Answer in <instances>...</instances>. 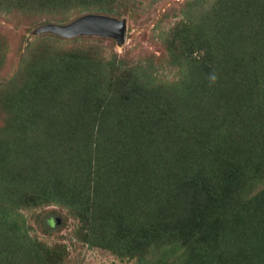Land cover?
<instances>
[{
	"label": "trees",
	"instance_id": "trees-1",
	"mask_svg": "<svg viewBox=\"0 0 264 264\" xmlns=\"http://www.w3.org/2000/svg\"><path fill=\"white\" fill-rule=\"evenodd\" d=\"M120 3L0 9L119 16ZM190 15L199 67L171 91L33 41L6 76L0 42V264L51 263L7 217L45 200L88 246L134 264H264V0H198Z\"/></svg>",
	"mask_w": 264,
	"mask_h": 264
},
{
	"label": "rangeland",
	"instance_id": "rangeland-1",
	"mask_svg": "<svg viewBox=\"0 0 264 264\" xmlns=\"http://www.w3.org/2000/svg\"><path fill=\"white\" fill-rule=\"evenodd\" d=\"M213 1L216 0H212V3ZM111 2L112 0H104L107 6L111 5ZM197 3L198 0H121L118 9L122 14L119 16L94 10L80 11L78 8H70L59 14L44 10L36 12L31 6L30 9H0V42L4 43L7 54V64L1 72L6 76L11 74L20 57L26 56L28 44L33 41L34 44L47 43L51 46L50 49L71 50L76 57L84 53L106 62H113L119 65L118 72H121L122 82L131 78L142 81L150 77L171 91L177 84L186 80L187 74L196 73L199 67L196 61L198 52L192 43L196 39L193 30L188 27L193 21L197 24L196 17L191 21L190 15ZM61 8L63 7H58ZM87 13L124 18V41L118 44L115 38L105 35L82 34L65 37L47 31L34 32L35 28L49 19L57 21L48 22L65 23ZM199 13L202 15L201 9ZM214 19L219 18L214 16ZM221 23L222 20L219 19L216 25L221 28ZM225 24L227 26L228 22ZM224 32L221 28L219 34H225ZM199 59L202 62L200 55ZM184 61L193 62L187 64ZM244 80V77L241 78L238 84ZM118 85L119 80L114 87ZM259 94L262 96L264 90L259 89ZM259 99V95H256L258 101L255 102L256 108H253L256 113L262 106ZM262 110L264 112V108ZM7 217L12 228L16 226L19 233L25 230V240L31 241L41 254L46 253V256L52 257L50 264L135 263L125 256H117L109 249L88 246L76 235L77 222L69 210L53 201L45 200L36 206L27 204L13 207Z\"/></svg>",
	"mask_w": 264,
	"mask_h": 264
},
{
	"label": "water",
	"instance_id": "water-1",
	"mask_svg": "<svg viewBox=\"0 0 264 264\" xmlns=\"http://www.w3.org/2000/svg\"><path fill=\"white\" fill-rule=\"evenodd\" d=\"M126 23L124 18L107 14L87 13L65 23L46 22L34 32H51L65 37L76 35H105L115 38L118 44L124 41Z\"/></svg>",
	"mask_w": 264,
	"mask_h": 264
}]
</instances>
